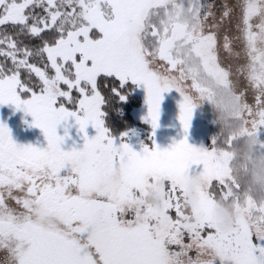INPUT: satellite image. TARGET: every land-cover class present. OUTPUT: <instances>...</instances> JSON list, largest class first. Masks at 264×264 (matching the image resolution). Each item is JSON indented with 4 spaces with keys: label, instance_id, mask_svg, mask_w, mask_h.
Returning a JSON list of instances; mask_svg holds the SVG:
<instances>
[{
    "label": "rangeland",
    "instance_id": "374dc122",
    "mask_svg": "<svg viewBox=\"0 0 264 264\" xmlns=\"http://www.w3.org/2000/svg\"><path fill=\"white\" fill-rule=\"evenodd\" d=\"M175 1L0 0V25L44 2L49 23L33 32L73 28L46 50L52 79L31 67L41 92L24 99L17 74L0 76V167L21 176L16 198L73 232L97 264H263V153L242 141L232 100L211 109L190 86L208 87L209 71L189 66L181 81L155 55L151 26L182 14L159 9ZM100 75L136 85L134 115L149 133L109 134ZM63 85L81 92L79 112L57 105L71 97Z\"/></svg>",
    "mask_w": 264,
    "mask_h": 264
},
{
    "label": "flooded vegetation",
    "instance_id": "af4514ba",
    "mask_svg": "<svg viewBox=\"0 0 264 264\" xmlns=\"http://www.w3.org/2000/svg\"><path fill=\"white\" fill-rule=\"evenodd\" d=\"M176 6L182 14L168 27L151 26L157 59L181 81L189 66L209 71L208 87L194 78L190 86L211 109L232 100L242 141L263 153L264 171V0H176L159 9ZM21 187L16 169L0 167V264H97L73 232L16 198Z\"/></svg>",
    "mask_w": 264,
    "mask_h": 264
},
{
    "label": "trees",
    "instance_id": "16d2710c",
    "mask_svg": "<svg viewBox=\"0 0 264 264\" xmlns=\"http://www.w3.org/2000/svg\"><path fill=\"white\" fill-rule=\"evenodd\" d=\"M20 2L21 0H11ZM25 22L5 23L0 25V76L8 77L17 74L21 86L26 90L21 92V97L27 99L31 93L43 90V82L31 71L37 68L52 79L55 71L51 67L46 50L55 47L73 28L69 22L58 21L54 26L33 32V28H42V22L49 23L48 5L44 2L34 3L25 11ZM86 24H76L74 27ZM98 37V36H97ZM69 70L73 67L67 64ZM85 86V85H83ZM63 90L70 91L69 99H59L58 106L79 112V102L82 94L77 89L70 90L62 86ZM69 89V90H68ZM96 90L102 98V118L109 134L121 138L125 133L135 129H142L149 133L151 126L135 118L134 110L142 106V98L137 94V87L131 82L123 83L119 78L109 75H100L96 81ZM90 92V91H89ZM123 141H127L122 137ZM144 143L150 148L153 141L145 134Z\"/></svg>",
    "mask_w": 264,
    "mask_h": 264
}]
</instances>
